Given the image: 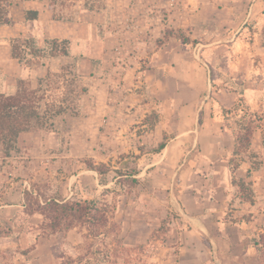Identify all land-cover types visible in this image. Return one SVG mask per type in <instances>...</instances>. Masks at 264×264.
<instances>
[{
	"label": "rangeland",
	"instance_id": "obj_1",
	"mask_svg": "<svg viewBox=\"0 0 264 264\" xmlns=\"http://www.w3.org/2000/svg\"><path fill=\"white\" fill-rule=\"evenodd\" d=\"M137 1L49 4L52 19L80 25L68 57L36 61L30 68L33 77L20 78L22 86L36 91L43 126L22 136L5 171L22 183L23 191L36 188L39 199L28 197L11 235L0 220V264H25L22 256L39 237L48 236V220L36 204L49 199L102 200L113 211L116 229L108 235L91 238L78 227L55 237L58 246L67 237L74 248L73 255L57 253L80 256V264H264V255L254 247L264 235V195L258 208L240 203L228 171L234 144L228 128L239 130L242 113L224 120L217 105L220 87H229L219 67L226 58L233 62L232 41L240 37L250 46L254 41L250 21L243 25L244 35L234 38L250 8L241 0H206L209 7L195 15L192 11L203 0L193 9L188 0H145L144 6ZM12 8L16 17L18 7ZM235 14L243 17L237 25ZM165 30H182L199 43L164 39ZM48 32L37 28L38 47H44ZM210 42L214 45L206 47ZM5 60L0 39V84L4 94H15L20 84L9 75L12 68ZM64 65L72 66L71 74L61 71ZM234 86L239 90L240 85ZM152 111L158 115L153 130L144 123ZM205 112L211 115L206 121ZM258 129L264 140V118ZM162 140L165 149L149 154ZM249 153L244 161L259 164L248 179L256 197L254 182L264 179V148ZM85 161L110 168L103 183L96 173L83 170ZM247 167L242 164L236 176L244 177ZM131 174L135 185L128 179ZM239 218L245 222L232 223ZM18 239L22 247L15 246Z\"/></svg>",
	"mask_w": 264,
	"mask_h": 264
},
{
	"label": "trees",
	"instance_id": "obj_2",
	"mask_svg": "<svg viewBox=\"0 0 264 264\" xmlns=\"http://www.w3.org/2000/svg\"><path fill=\"white\" fill-rule=\"evenodd\" d=\"M13 6L14 4L11 0H0V27L11 23L12 17L10 16V12ZM38 17L39 12L37 10L23 11V19L29 24L36 21ZM163 38H175L185 45H196L199 43L197 40L185 35L182 30H165ZM7 42L10 49V57L16 60L20 67L24 69H30L36 61L58 59L70 55L71 41L69 39H46L43 48L37 46L32 35L16 36L8 39ZM156 43L161 45L162 40H157ZM61 71L65 74H71L72 66L64 65L61 67ZM17 83L20 84V87H18L15 94H0V155L4 157H9L19 150L17 143L21 134L34 133L37 128L43 126V118L39 114L34 101L36 91L22 86L25 83L22 79H18ZM82 92H86V90L83 88ZM238 110L242 113L239 130L228 128L234 138L231 157L227 161L230 184L235 188L236 198L240 203L253 205L255 194L252 183L248 179L251 177L253 171L259 169V164L251 162V168L246 171V178L237 177L236 172L244 162V155L249 153L253 133L258 128V124L262 119L250 111L242 98H239L231 109H222L223 119H229V116L233 113L236 114ZM62 113L63 110H60L57 114L60 115ZM157 121L158 115L152 111L146 117L144 123L145 126L148 125L153 130ZM165 147L166 141L162 140L158 143L157 147L151 149L148 153L154 155L160 154ZM250 156L252 158L256 157L255 154H250ZM83 165V170L96 173L101 183L105 181L106 176L111 171L103 163L95 164L91 161H85ZM133 175L135 174H131L130 178H128L131 185L137 183V180L131 178ZM34 194L38 200L37 196H39V193L36 188L30 187L29 191L25 190L23 192L24 208L28 207L26 203L28 197L30 198ZM38 203L37 201L38 212H41L40 214L48 220L45 232L48 236L84 227L89 237L97 238L101 235H108L111 229H116V224L113 222V211L105 201H59L57 199H49L43 204ZM33 205L35 203H32ZM242 222H245L244 218L235 219L232 223L241 224ZM204 244L210 247L208 240H204ZM254 247L259 254L264 255V235L254 241ZM90 255L94 256L95 252ZM105 256L107 258V255ZM79 258L80 256L77 258L63 257L60 264H80Z\"/></svg>",
	"mask_w": 264,
	"mask_h": 264
},
{
	"label": "crops",
	"instance_id": "obj_3",
	"mask_svg": "<svg viewBox=\"0 0 264 264\" xmlns=\"http://www.w3.org/2000/svg\"><path fill=\"white\" fill-rule=\"evenodd\" d=\"M14 4V8L18 7V15L13 16L12 12H10V16L12 17L11 23L9 25L0 27V39L4 40V45L6 46V55L7 60L6 64H9L12 68V75L14 79H20L22 77H33V70L21 68L20 65L16 62V60L10 57V49L8 44L6 43L10 38L16 36H27L32 34L33 37L37 35V28H41L44 32V28H48L49 36L48 39H69L71 41L70 50H73V46L75 44V37L77 36V30L79 28L78 22H69L60 20L55 21L52 19V12L49 9V4L52 0H11ZM49 1V2H48ZM188 4L193 7L197 6V0H188ZM202 1V4L199 6V9L196 11H192V14L199 15L204 10H206L210 4L209 2ZM148 2L145 0H138L137 5H146ZM245 3L249 6L250 10L246 15L245 22H242L240 28L235 31L234 38L237 35L243 36V25L250 21V27L252 29V36L254 37V41L252 45L240 37L234 39L230 38V40L225 39L224 42L232 41V52L235 54L233 62L226 58V62H224V66L219 67V71H221L224 75H226L227 82L229 87H220V100L217 104L219 109H231L239 98H242L245 104L249 107L250 111L257 114L261 119L264 118V0H241V4ZM157 7V4H155ZM215 6V5H210ZM189 7V6H188ZM190 9V10H192ZM13 10V8H12ZM24 10H37L39 12V17L36 21L32 22V27L30 28V24L23 19V11ZM145 17V15H142ZM156 16V15H155ZM238 20V22H237ZM235 25L240 21H243V17L234 15ZM239 25V24H238ZM61 29L62 32L59 34H54L55 29ZM223 30V29H222ZM224 31V30H223ZM222 38V37H221ZM37 44V42H36ZM214 43H209L206 47H212ZM219 48H223V46H219ZM211 50V49H209ZM228 54H229V49ZM57 59H52L50 62L52 63ZM223 63V62H221ZM246 63V67L242 66ZM3 65V64H2ZM46 68L47 66H43ZM204 72L206 69L202 68ZM234 85H240L239 90ZM6 88L4 83L0 84V94H4ZM211 111V108H210ZM205 115V116H204ZM210 113L205 112L203 114V120L210 119ZM25 134L33 135L32 133H23L19 136L18 142L22 140V136ZM262 129H258L254 131L253 138L250 145V152L259 153L264 147L263 137H262ZM20 149V146H17ZM12 157H4L0 156V220L7 222V225L10 230L8 232L11 235V231L17 229L15 227L14 221L15 217L18 213L24 211V197H23V187L21 182L13 180L10 176L12 172L6 174L5 164L9 163L8 160H11ZM6 161V162H4ZM244 166L247 165L246 171L251 168L250 161H244L242 163ZM261 168L264 169V158L262 160ZM238 170H242V165ZM246 178V172L244 177ZM25 184H27L25 182ZM253 186V185H252ZM254 187H256V197L254 196V204L251 205L254 209L258 208V203L261 201V195H264V179L263 177L257 179L254 182ZM255 194V191H254ZM256 199V201H255ZM0 225H3L2 223ZM1 229V228H0ZM8 236V235H7ZM56 235H50L46 237H39L38 242L34 247H32L26 255L22 256L24 259L23 262L25 264H60L61 256L57 251L64 250L69 255H73L74 248L71 245H68L67 237L64 238V242L61 243L55 242ZM5 239L12 240L11 237H6ZM15 240V239H14ZM19 240V241H18ZM14 241L15 246L18 244L22 247L23 240L18 239Z\"/></svg>",
	"mask_w": 264,
	"mask_h": 264
}]
</instances>
